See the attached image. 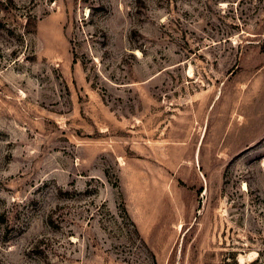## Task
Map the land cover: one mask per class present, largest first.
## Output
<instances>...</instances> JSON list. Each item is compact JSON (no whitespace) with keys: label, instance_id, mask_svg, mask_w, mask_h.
I'll list each match as a JSON object with an SVG mask.
<instances>
[{"label":"rangeland","instance_id":"1","mask_svg":"<svg viewBox=\"0 0 264 264\" xmlns=\"http://www.w3.org/2000/svg\"><path fill=\"white\" fill-rule=\"evenodd\" d=\"M0 264H264V0H0Z\"/></svg>","mask_w":264,"mask_h":264}]
</instances>
